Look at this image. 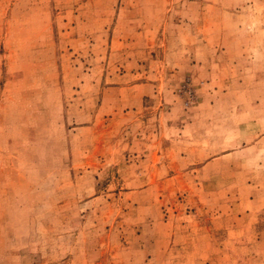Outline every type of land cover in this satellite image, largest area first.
Returning <instances> with one entry per match:
<instances>
[{
	"label": "rangeland",
	"instance_id": "obj_1",
	"mask_svg": "<svg viewBox=\"0 0 264 264\" xmlns=\"http://www.w3.org/2000/svg\"><path fill=\"white\" fill-rule=\"evenodd\" d=\"M0 264H264V0H0Z\"/></svg>",
	"mask_w": 264,
	"mask_h": 264
},
{
	"label": "crops",
	"instance_id": "obj_2",
	"mask_svg": "<svg viewBox=\"0 0 264 264\" xmlns=\"http://www.w3.org/2000/svg\"><path fill=\"white\" fill-rule=\"evenodd\" d=\"M139 2H141V0H138ZM150 2L154 1V0H149ZM197 3L199 1H196ZM200 3V2H199ZM190 4H188L189 7ZM199 5V4H198ZM221 8V7H220ZM219 13L221 14L220 16L217 17V19H223L224 17L222 16V14H225V11L222 9H219ZM154 12H150L149 13V23L147 25H144V28H149V33L151 35H153L155 32H158V21L157 19V15H153ZM141 15V13H139ZM188 19V20H185ZM206 15H205V11H197V13H191L190 11L186 10L183 13V18L182 20V24L184 25L186 22H188L189 20H193L195 23H197V27H196V31H194L196 33L197 37H201L200 40L197 41V50H200V48H202V46H200L201 44H203V39L206 40L207 38L205 37V33H212V34H216V33H220L222 35H224V31H226L227 29L224 28V26L218 25L217 28L216 26L213 27L212 29H210L209 27H207L204 23H202V20H206ZM139 25L136 26L135 28V32L138 35H143V27L142 25H140L142 23V19L141 17L139 18L138 21ZM221 23V21L219 22ZM217 31V32H216ZM145 32V31H144ZM227 34V33H226ZM207 45V44H205ZM188 49H190V47H188ZM192 50L194 49L193 47L191 48ZM199 162H205L208 163L209 161L206 160H198ZM215 225V224H214ZM187 227H190L191 230L193 231L194 235L197 236L198 238V246L197 249L192 252L191 254H199V257H203L202 254H206L207 251V247L204 245L206 240V234L208 232V234L210 235H215L213 233V229H216L215 227H207L205 224H202L200 221H195V222H190L187 224ZM233 227L230 226L229 229V234L231 235V232H233ZM200 263L202 262H206V259H203V261L201 262L200 259L198 260Z\"/></svg>",
	"mask_w": 264,
	"mask_h": 264
}]
</instances>
